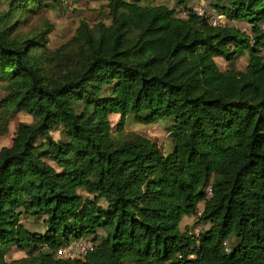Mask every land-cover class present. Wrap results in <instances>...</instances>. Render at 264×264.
Instances as JSON below:
<instances>
[{
  "label": "trees",
  "instance_id": "1",
  "mask_svg": "<svg viewBox=\"0 0 264 264\" xmlns=\"http://www.w3.org/2000/svg\"><path fill=\"white\" fill-rule=\"evenodd\" d=\"M107 1L109 23L82 21L53 50L51 24L19 28L61 0H0V135L7 113L34 117L0 149V264H264V0H208L250 32L191 0ZM129 115L169 121L172 149L125 134ZM186 215L211 226L182 230ZM82 238L93 252L57 257ZM13 245L27 256L8 262Z\"/></svg>",
  "mask_w": 264,
  "mask_h": 264
},
{
  "label": "rangeland",
  "instance_id": "2",
  "mask_svg": "<svg viewBox=\"0 0 264 264\" xmlns=\"http://www.w3.org/2000/svg\"><path fill=\"white\" fill-rule=\"evenodd\" d=\"M107 0H61L60 4L50 3L46 7H37L34 12L26 13L27 18L24 19L19 31H29L31 28L43 29L47 24H51L52 30L49 34L48 46L50 49H56L62 44L69 41L75 34L77 27L82 21H87L91 25H95L101 21L106 23L110 22L109 8L107 7ZM154 4H166L169 7H175L174 0H155ZM189 8H194L198 12L210 16L216 12L211 6L208 0H191L188 3ZM179 9V7H178ZM180 16H186V11H179ZM222 25L236 26L247 32L251 31V27L248 22H235L230 21L227 18L221 22ZM264 52V49H263ZM249 55L237 59L234 65L229 64L223 58H217L218 66L221 70L236 69L241 70L248 64ZM5 83H0V103L7 98L9 91L5 88ZM1 107V106H0ZM1 112L3 108L0 109ZM9 119V126L7 132H2L0 135V149L4 146H11L16 134L17 125L19 122H33L34 117L24 111H14L6 114ZM114 133L116 132L117 125L121 120V115L112 114L110 116ZM2 121V119H0ZM170 122L165 120H159L155 123L144 124L137 122L133 115H129L126 118L125 134L135 132L141 134L153 142H155L165 153H168L172 149L171 134L169 131ZM52 136L55 139L61 137L59 130L52 131ZM204 203L199 205V213L203 211ZM26 226L36 231H43L41 223H37L34 218L26 217L23 219ZM186 226L192 227L195 232H202L211 226L210 223L201 221L196 216H184L180 227L182 230L186 229ZM194 226V228H193ZM103 233L102 230L99 231ZM75 241V240H71ZM27 256L26 251L20 250L17 246L13 245L9 248L7 254V261L12 262L15 259H20Z\"/></svg>",
  "mask_w": 264,
  "mask_h": 264
},
{
  "label": "built area",
  "instance_id": "3",
  "mask_svg": "<svg viewBox=\"0 0 264 264\" xmlns=\"http://www.w3.org/2000/svg\"><path fill=\"white\" fill-rule=\"evenodd\" d=\"M203 14L202 12H199ZM213 25L221 24L222 21L226 19V16L222 13L215 12L208 16ZM211 188L209 189V194L211 195ZM199 234V231L196 232ZM96 247V242L91 238H82L75 241H70L68 244L62 246L56 253L58 258L64 259H76L79 257H84L89 253L93 252Z\"/></svg>",
  "mask_w": 264,
  "mask_h": 264
}]
</instances>
